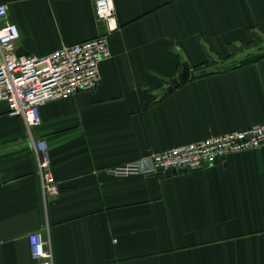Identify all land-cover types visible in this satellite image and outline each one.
Wrapping results in <instances>:
<instances>
[{"label":"crops","instance_id":"0c3cea01","mask_svg":"<svg viewBox=\"0 0 264 264\" xmlns=\"http://www.w3.org/2000/svg\"><path fill=\"white\" fill-rule=\"evenodd\" d=\"M0 0L18 55L47 56L107 35L101 81L41 108L60 191L46 198L27 126L0 101V264H39L29 236L49 237L55 264H264V147L193 172L115 179L108 169L264 123V58L228 71L264 34V0ZM207 74L169 92L183 64Z\"/></svg>","mask_w":264,"mask_h":264},{"label":"built area","instance_id":"2783aa9c","mask_svg":"<svg viewBox=\"0 0 264 264\" xmlns=\"http://www.w3.org/2000/svg\"><path fill=\"white\" fill-rule=\"evenodd\" d=\"M95 12L98 20L106 23L109 33L117 29L113 0H97ZM19 39V29L10 22L7 5L0 4V101L7 103L11 117L22 118L27 126L46 198L57 194L60 187L52 171L47 141L36 140L32 135L42 125L41 108L78 92L94 91L101 81L100 64L109 59L111 53L107 35L63 46L47 56L18 55L15 47ZM263 147L264 123L211 136L163 153H150L107 171L119 180L136 175L193 172L210 168L230 154ZM49 239L44 232L29 236L32 257L39 264H55Z\"/></svg>","mask_w":264,"mask_h":264},{"label":"rangeland","instance_id":"374dc122","mask_svg":"<svg viewBox=\"0 0 264 264\" xmlns=\"http://www.w3.org/2000/svg\"><path fill=\"white\" fill-rule=\"evenodd\" d=\"M250 47L248 49V52L242 56V57H234V56H230L228 58H221V59H216L217 64H219L218 66H210L211 71H220L223 69H228L230 66L232 65H238L241 62L245 61L246 59H248L250 56H257V57H262L264 56V34H260V33H255L251 44H249Z\"/></svg>","mask_w":264,"mask_h":264},{"label":"water","instance_id":"95a60500","mask_svg":"<svg viewBox=\"0 0 264 264\" xmlns=\"http://www.w3.org/2000/svg\"><path fill=\"white\" fill-rule=\"evenodd\" d=\"M206 74H207V70L192 72L190 67L185 62V64H183V66H182V71H181L180 75L176 79H173L171 81L168 91L172 92L173 89L175 90V89L179 88L183 83L192 79L193 77H198L199 75L203 76ZM174 173H176V172H174Z\"/></svg>","mask_w":264,"mask_h":264},{"label":"trees","instance_id":"16d2710c","mask_svg":"<svg viewBox=\"0 0 264 264\" xmlns=\"http://www.w3.org/2000/svg\"><path fill=\"white\" fill-rule=\"evenodd\" d=\"M262 58H264V56H262V57L250 56L248 59H246L245 61L241 62L240 64L235 65V66L232 65V66H230L228 69H223V70H220V71H228V70H232V69L238 68V67L243 66V65H246V64H251V62H252V63H255V62H257L258 60H260V59H262ZM196 72H198V71H196ZM198 77H199V76H198ZM194 78H195V77H194Z\"/></svg>","mask_w":264,"mask_h":264}]
</instances>
